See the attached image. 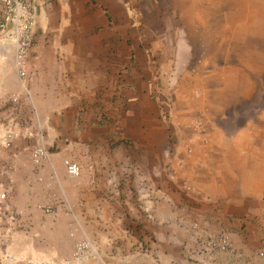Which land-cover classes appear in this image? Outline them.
I'll use <instances>...</instances> for the list:
<instances>
[{"label": "crops", "instance_id": "1", "mask_svg": "<svg viewBox=\"0 0 264 264\" xmlns=\"http://www.w3.org/2000/svg\"><path fill=\"white\" fill-rule=\"evenodd\" d=\"M220 1H36L26 80L11 70L13 60L0 61V136L11 121L8 100L30 96L25 115L18 112L26 134L0 149V254H21L18 264L31 253L40 264L57 263L87 240L113 264H264V105L245 130L205 134L191 153L179 149L184 161L174 166L167 129L143 98L140 77L197 74L189 69L197 40L216 47H202L198 67L222 60L217 70L232 74L238 67L228 62L240 59L264 76L263 56L252 64L227 51L237 40L263 38V26L242 20L248 5L223 19ZM127 28L143 34L134 44L143 38L151 51L159 43L165 56L126 53L119 35L125 41ZM41 142L52 149L35 166L31 151ZM64 160L79 164L78 178L67 175ZM221 234L233 255L206 250Z\"/></svg>", "mask_w": 264, "mask_h": 264}, {"label": "rangeland", "instance_id": "2", "mask_svg": "<svg viewBox=\"0 0 264 264\" xmlns=\"http://www.w3.org/2000/svg\"><path fill=\"white\" fill-rule=\"evenodd\" d=\"M195 1L198 6H202V0ZM226 1L227 2H225V0L220 1V4H222L223 8L222 13L220 14L223 19H229V17L234 12L240 10L241 6L248 5L246 8L243 7L241 9L242 11H245L244 17L242 16V20H248L250 22L256 23V25L259 24V26H263V29L260 31L264 32V0ZM203 2L207 5L212 4V0H207V2L206 0H203ZM211 14L212 12L207 13L206 15ZM117 30L118 29L112 30L114 31V37L116 39L119 35ZM135 32L137 35H134L133 29L127 28L125 41L121 40L122 36L119 35L120 42H124L126 53H136L137 55H146L147 53H152L157 54L159 58L165 56V51H163L165 46H162L159 43L156 47L151 44V51L149 46L147 47L143 45V38L140 39V43L134 44V40L138 39V36L143 35L140 31ZM220 41L221 40L219 39L218 43H220ZM236 42L237 43L233 44V46L231 44L230 49L227 50L229 51L228 54H230V50L232 51L233 58L236 56L238 58H241V56L247 58L253 57L254 61H252V64L260 63L261 61L256 60H260L261 56L264 58V36L263 38L260 36L256 37V35L253 37L249 36L246 38L245 42H242V40H237ZM113 44L114 41H111V51L114 47L113 53H116L117 51ZM191 45L192 46H190V48H193V51H195L196 61H194L195 67H190L189 69L190 72L197 73L196 75L186 76L183 75L182 71L180 75H173L174 72L172 71V74L168 75L160 74L159 72L157 76L154 77H140L143 89V98L146 96L149 100H151L157 112V120L162 122L163 126L161 127L163 129H167V135L165 136L167 138L168 149H171L175 155L173 162L174 166L177 164L182 165L184 161L182 156L178 154L179 149L180 153H191L194 144L198 145L201 140L205 141L199 138V136L203 138L205 134L209 135L211 133L220 131L226 133L236 131L240 132L242 129L245 130L247 122H250L252 117L258 116L260 113H262V106L264 105V76H262V71L250 68L244 70L240 66V59H235L237 61L232 59V62H228V64L237 65L239 68H236L238 71L233 72L232 74H225L223 71L217 70L219 66L224 65L222 64V60L215 59L209 64H203L204 68L201 66L198 67V59H201L202 56L206 54L204 53L202 47H205L208 53L209 51L213 53L216 47L215 45H211L214 47L213 49L209 45L203 46L199 44L198 40ZM102 47L104 46L102 45ZM169 47L171 48V46ZM172 47L174 46L172 45ZM153 48H157V50H154ZM199 49L202 50L199 51ZM218 53L220 54L219 51ZM6 59L8 61H12L13 55L11 53L3 54L0 52V61ZM246 63H251V61H247ZM170 67L177 69V67H172V65ZM7 68L9 69L8 71H10V68ZM11 70H13L15 73L14 68ZM124 70L125 69L120 70L118 74H126ZM251 86H253V90ZM203 92H205L206 96L203 98V100L199 101V97L203 94ZM14 94L17 98V102L13 103L11 100H8L9 103L7 104V107L13 106L12 113L10 115L11 121L9 123L6 119L2 130L12 129L17 132L18 137H20V135L26 134V131L23 129L25 127L23 117L20 118L18 116L19 107H23V110L21 109V113L25 115L24 109L27 110L28 108L26 106V101L30 99V96L27 92L26 94L23 92H14ZM252 94L253 100L251 101L249 97ZM193 100V106L188 108L187 104L191 103ZM25 106L27 108H24ZM30 132L32 131L30 130L29 133ZM46 148L49 151L52 149L51 145H46ZM2 191L0 193H5L4 190ZM0 207L3 208V206ZM0 211L2 212L4 209L2 210L0 208ZM244 218L245 217H243V219ZM229 239L231 240L230 237ZM0 245L3 246L4 244L0 243ZM0 259L8 260V262L11 264H18L22 260H25L22 259L21 254L12 255L10 253L0 254ZM24 264H40V261L33 258V254L31 253Z\"/></svg>", "mask_w": 264, "mask_h": 264}, {"label": "built area", "instance_id": "3", "mask_svg": "<svg viewBox=\"0 0 264 264\" xmlns=\"http://www.w3.org/2000/svg\"><path fill=\"white\" fill-rule=\"evenodd\" d=\"M37 0H0V52L13 55V68L19 80L22 82L27 78L26 59L33 44L34 26L36 19ZM16 103L17 98H11ZM17 132L12 129H5L0 136V149H9L16 140ZM48 158V149L44 144L37 145L31 151V161L37 166L44 159ZM66 173L71 178H78L81 168L78 163L64 160ZM5 195L0 194L4 199ZM50 212L49 208H44ZM196 227V226H195ZM74 234H71L73 236ZM207 251L219 252L226 255H233L236 250L228 235L221 234L207 245ZM263 257V253L258 254ZM50 264H113L100 257L93 245L87 240H79L74 244V249L69 257L63 258L60 262ZM119 264H130L129 259H123Z\"/></svg>", "mask_w": 264, "mask_h": 264}, {"label": "bare ground", "instance_id": "4", "mask_svg": "<svg viewBox=\"0 0 264 264\" xmlns=\"http://www.w3.org/2000/svg\"><path fill=\"white\" fill-rule=\"evenodd\" d=\"M7 54V53H6Z\"/></svg>", "mask_w": 264, "mask_h": 264}]
</instances>
